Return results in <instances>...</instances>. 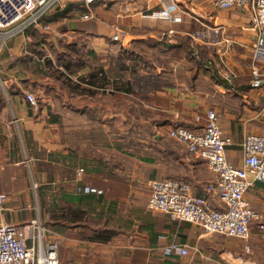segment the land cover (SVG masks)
<instances>
[{
    "label": "crops",
    "instance_id": "1",
    "mask_svg": "<svg viewBox=\"0 0 264 264\" xmlns=\"http://www.w3.org/2000/svg\"><path fill=\"white\" fill-rule=\"evenodd\" d=\"M168 7L173 21L159 15ZM250 16L214 0H61L42 20L48 32L0 37V224L38 220L58 243L59 264H264V181L244 196L260 218L246 240L147 208L149 182L162 179L218 203L204 192L213 178L205 161L170 127L201 129L214 111L234 166L244 136L264 132V83L251 85L264 65L252 59ZM214 26L229 41L218 52L190 38ZM47 44L69 62L51 67ZM56 69L86 83L68 87L50 76ZM26 92L41 98L37 107ZM85 186L100 193L78 190ZM172 241L189 255L162 256L158 247Z\"/></svg>",
    "mask_w": 264,
    "mask_h": 264
},
{
    "label": "built area",
    "instance_id": "2",
    "mask_svg": "<svg viewBox=\"0 0 264 264\" xmlns=\"http://www.w3.org/2000/svg\"><path fill=\"white\" fill-rule=\"evenodd\" d=\"M60 1L0 0L1 34L10 38L29 28L42 27L49 30L48 24L42 25V20ZM84 1L91 4L95 0ZM214 3L219 9L250 8L252 27L257 32L251 46L252 59L264 65V0H214ZM159 15L169 21L174 20L171 7L161 10ZM88 16L85 14L84 18ZM220 30L214 26L205 31L193 32L190 38L215 46L218 52L222 44L225 47L229 45L228 40L220 39ZM121 35L122 33H116L112 39L118 40ZM210 63L208 61L206 65ZM252 75V87L259 88L264 83L263 76L257 69L252 71ZM25 97L32 106H36L32 92H26ZM168 135L184 146L190 155L205 161L213 178L204 185V192L216 198L218 203L213 205L210 198L197 195L182 179H162L149 182L147 208L162 212L171 220L198 226L206 235L219 234L241 240L248 239L254 222H258L260 218L245 202L244 196L255 182L264 181V132L244 136L241 166H234L226 158L225 147L231 140L224 136L214 111L207 112V122L201 129L172 126L168 129ZM78 190L84 193H100L89 186ZM3 201L4 196L0 195V205ZM257 228L260 230L259 235L264 238V224L258 223ZM50 234L38 220L22 225L1 223L0 264H59V246ZM161 239L163 236H159V240ZM158 249L164 257H186L190 252L188 246L176 241L160 245ZM246 250L248 251V247Z\"/></svg>",
    "mask_w": 264,
    "mask_h": 264
},
{
    "label": "rangeland",
    "instance_id": "3",
    "mask_svg": "<svg viewBox=\"0 0 264 264\" xmlns=\"http://www.w3.org/2000/svg\"><path fill=\"white\" fill-rule=\"evenodd\" d=\"M33 29V28H32ZM38 30H41V29H38ZM43 30V29H42ZM50 30V29H49ZM46 30H44L43 32H45ZM43 32L42 33H40L41 35L43 34ZM47 32H48V30H47ZM0 37H1V39H3L4 37H3V35H0ZM60 45H62V43H60ZM59 46V45H58ZM66 52H69L68 50L66 51ZM47 55V57H46V59H44V61L46 62L47 60L48 61H50V64H51V67H57V66H60V62L62 61V63L64 64L65 62H69V55H68V53L66 54V53H61V52H59V51H57V50H55V49H53V47H50L48 44H47V53H46ZM56 71H58L57 73L55 72V71H52V74L55 72V75L53 74V75H50L52 78L53 77H56L57 75H59V70L58 69H56ZM62 75H63V78H64V80H66V82L67 83H63L64 85L66 84V86L67 85H69V84H71V82H73V83H77V82H79V83H83V81L81 80V79H78V78H76L75 76H72L70 73H69V71H66V70H64V71H62L61 70V72H60ZM66 94H67V91H64ZM34 94V96H35V99H36V106L35 107H37L38 105H39V100L41 99L40 97H37L36 95H35V93H33ZM68 98H67V104H68ZM260 221V220H259ZM247 251V250H246ZM248 252V251H247Z\"/></svg>",
    "mask_w": 264,
    "mask_h": 264
},
{
    "label": "trees",
    "instance_id": "4",
    "mask_svg": "<svg viewBox=\"0 0 264 264\" xmlns=\"http://www.w3.org/2000/svg\"><path fill=\"white\" fill-rule=\"evenodd\" d=\"M29 29H32V28H29ZM34 29V28H33ZM28 30V29H27ZM49 64H50V61H47ZM68 64V63H67ZM66 66V65H65ZM54 75H55V72L53 73ZM52 73H51V75H53ZM55 78V77H54ZM56 78L57 79H60V81H62V83H67L66 82V80H64V78H63V75L61 74H59V75H57L56 76ZM83 82H85L86 83V78H85V76H83V77H81L80 78ZM66 85V84H65ZM68 87H69V85H67ZM171 257H174V256H171Z\"/></svg>",
    "mask_w": 264,
    "mask_h": 264
}]
</instances>
